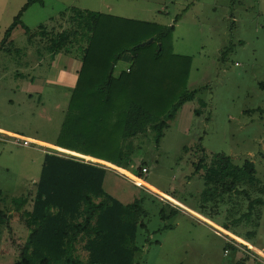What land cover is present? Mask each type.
Instances as JSON below:
<instances>
[{
    "label": "rangeland",
    "instance_id": "obj_1",
    "mask_svg": "<svg viewBox=\"0 0 264 264\" xmlns=\"http://www.w3.org/2000/svg\"><path fill=\"white\" fill-rule=\"evenodd\" d=\"M28 1L0 0V47ZM43 1L44 6L35 4L23 16L30 35L18 28L0 51V128L58 143L80 58L75 48L68 56H53L49 41L69 30L72 11L162 27L174 26L180 17L169 45L174 55L191 58L187 87L197 97L179 110L158 147L153 132L130 140L132 146L127 147L134 155L129 171L0 132V209L10 217L8 225H0V264H16L29 236L26 219L50 150L111 168L106 193L124 205L144 201L147 230H138L135 264H264L263 253L247 249L250 245L241 239L236 247L230 237L181 205L212 217L264 252V0ZM40 27L47 28L48 41ZM129 66L126 60L120 62L114 75ZM218 155L230 157L239 168L249 161L257 174L253 180L238 176L236 192L205 206L202 193L214 195L215 190L210 183L206 189L204 166L200 174L196 167L203 156L209 166ZM143 163L149 170L143 181L181 203L134 175ZM215 205L216 212L211 208Z\"/></svg>",
    "mask_w": 264,
    "mask_h": 264
},
{
    "label": "trees",
    "instance_id": "obj_2",
    "mask_svg": "<svg viewBox=\"0 0 264 264\" xmlns=\"http://www.w3.org/2000/svg\"><path fill=\"white\" fill-rule=\"evenodd\" d=\"M35 4L44 6V1L29 0L25 4L6 31L0 51L12 42L18 28L30 35L22 19ZM179 21L177 17L175 24ZM69 24V30L49 41L53 56H68L78 50L81 61L54 145L131 170L133 152L129 151L133 150L124 145L153 132L158 147L179 110L196 99L197 93L187 87L192 60L172 53L169 43L175 24L162 27L89 11H72ZM39 29L48 41L47 28ZM151 39L153 43L142 46ZM124 60L130 63V72L115 76L116 66ZM50 151L45 155L32 211L26 219L30 233L16 264H135L140 251L136 245L138 230H147L144 201L124 205L107 194L104 182L111 168ZM207 159L203 156L195 171L200 174L204 166L206 189L210 183L215 190L214 195L209 190L202 193L205 206L236 192L238 176L253 180L257 174L249 161L239 168L226 155L214 157L209 166ZM144 167L145 163L134 171L141 180ZM2 197L0 190V202ZM211 208L216 212L217 205ZM9 220L0 209V225H8Z\"/></svg>",
    "mask_w": 264,
    "mask_h": 264
},
{
    "label": "crops",
    "instance_id": "obj_3",
    "mask_svg": "<svg viewBox=\"0 0 264 264\" xmlns=\"http://www.w3.org/2000/svg\"><path fill=\"white\" fill-rule=\"evenodd\" d=\"M59 55H62V54H59ZM63 56H65V54H63ZM80 60V59H79ZM80 63V66H79V69L77 70V75H78V72L80 71V69H81V61L79 62ZM77 75H76V79H77ZM75 83H76V80H75V82H74V86H75ZM42 118L44 119V118H46V119H44V120H47V116L46 115H43L42 114ZM0 132H2V133H4V134H7V135H10V136H15V137H17V138H19V139H22V140H25L26 142H31V143H36V144H39V145H42V146H47V147H49V146H55L54 144H52V143H48V142H44V141H40V140H37V139H34V138H30V137H27V136H23V135H20V134H17V133H15V132H13V131H10V130H7V129H4V128H0ZM138 138V137H137ZM134 139H136V138H134ZM124 146H132V143L131 142H129L128 144H126V145H124ZM60 149V148H59ZM64 150V149H63ZM133 155H134V153H132V154H130V156H131V161H132V158H133ZM85 157V156H84ZM92 159V158H91ZM130 167H132L131 166V164H130ZM127 171H129V170H127ZM138 178V177H137ZM131 179V178H130ZM132 180V179H131ZM141 180V179H140ZM133 181V180H132ZM143 181V180H142ZM143 182H145V181H143ZM146 184H148V185H150V186H153L154 188H156L158 191H160L161 193H163V194H166V195H168V196H170L169 194H167V192H163L161 189H159L158 187H156L153 183H148V182H145ZM136 185V184H135ZM136 187H144V186H136ZM170 197H172V198H174L173 196H170ZM176 201H178L176 198H174ZM179 202V201H178ZM179 203H181V202H179ZM181 205H183L186 209H188V210H186L185 208H183L184 210H186L187 212L186 213H190L191 215H193L194 217H196V218H198L200 221H202L198 216H196V215H201V214H199L198 212H195L192 208H190V207H188V206H186V205H184V204H182L181 203ZM190 211V212H189ZM201 217H203L204 218V222L205 223H208V224H210V225H212L213 227H215L216 229H218V231L220 230L221 231V233H223L224 235H225V237H226V235L228 236V237H230L231 239H232V241L233 242H235L236 243V247H238L237 246V241H239L238 239H241V240H243L244 242H246L248 245H250L249 247L248 246H246L245 244V247H247V249H254V251L259 255V256H262L260 253H263L264 254V252L261 250V249H259V248H256V247H254V246H252L249 242H247V241H245L244 239H242V238H240V237H238V236H235V235H233L230 231H226L221 225H219V224H217L215 221H213V220H210V219H208V218H206L205 216H203V215H201ZM219 231V232H220ZM227 237V238H228ZM230 238H228V239H230ZM251 247V248H250ZM263 258H264V256H262Z\"/></svg>",
    "mask_w": 264,
    "mask_h": 264
},
{
    "label": "built area",
    "instance_id": "obj_4",
    "mask_svg": "<svg viewBox=\"0 0 264 264\" xmlns=\"http://www.w3.org/2000/svg\"><path fill=\"white\" fill-rule=\"evenodd\" d=\"M127 72H130V69H127ZM25 143H27L26 141H25ZM85 159V158H84ZM87 159V158H86ZM86 161H89V160H86ZM142 172H143V174L144 175H147L148 173H149V170H148V168L147 167H144L143 168V170H142ZM134 181V180H133ZM135 184H136V182H135ZM136 185H138V184H136ZM139 186V185H138ZM162 199V198H161Z\"/></svg>",
    "mask_w": 264,
    "mask_h": 264
},
{
    "label": "water",
    "instance_id": "obj_5",
    "mask_svg": "<svg viewBox=\"0 0 264 264\" xmlns=\"http://www.w3.org/2000/svg\"><path fill=\"white\" fill-rule=\"evenodd\" d=\"M151 43H153V40L151 39L150 41H148L147 43H145V44H143L142 46H144V45H149V44H151ZM112 73V72H111ZM66 153H69V152H66ZM72 154V153H71ZM72 155H75L76 156V154H72ZM94 161V160H93Z\"/></svg>",
    "mask_w": 264,
    "mask_h": 264
}]
</instances>
